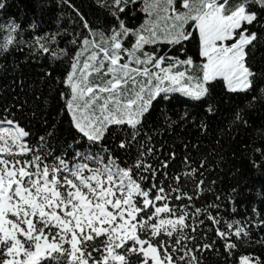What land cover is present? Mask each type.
<instances>
[{
    "label": "snow or ice",
    "instance_id": "obj_1",
    "mask_svg": "<svg viewBox=\"0 0 264 264\" xmlns=\"http://www.w3.org/2000/svg\"><path fill=\"white\" fill-rule=\"evenodd\" d=\"M62 2L79 18L71 33L60 17L47 31L35 19L0 23V54L26 48L34 60L63 61L57 116L68 125L59 129L39 108L22 124L2 109L0 264H264V253L237 256L264 248V235H252L264 231V183L258 207L240 168H228V188L215 172L229 152L232 160L247 153L264 177V128L255 130L259 147L235 139L251 127L250 110L264 107V55L256 56L264 0H95L105 26ZM175 93L182 110L159 108ZM233 96L244 103L218 138L213 130L215 166L207 153L197 163L189 147L199 153V145L181 138L185 155L170 172L177 152L156 132L195 129L199 141Z\"/></svg>",
    "mask_w": 264,
    "mask_h": 264
},
{
    "label": "trees",
    "instance_id": "obj_2",
    "mask_svg": "<svg viewBox=\"0 0 264 264\" xmlns=\"http://www.w3.org/2000/svg\"><path fill=\"white\" fill-rule=\"evenodd\" d=\"M71 5L82 12L93 25L105 26L106 19L105 13L97 8L95 0H69ZM15 17L18 22H21L25 27L33 19H35L39 25L40 31H47L49 28H56V19L60 17L61 26L67 28L69 33L77 30L78 17L69 3H64L62 0H6V7L0 10V23H4L9 18ZM135 23H139L136 20ZM32 33H27L30 36ZM2 36V33H0ZM64 46L63 42L60 45ZM187 47L191 49L192 45L188 44ZM171 55H175L176 52L169 50ZM264 55V47L260 48L256 56L259 58ZM51 71V77H45L44 72ZM65 71V65L63 61L50 62L45 57H37L35 60L29 58L27 49L24 48L23 52L18 49H13L11 53L0 54V116H3V107L10 106L11 113H14L18 119H21L22 124H28L32 111L39 108L41 115L46 114L48 119L55 122L59 129L64 130L67 128V121H60L57 116L59 112V106L62 103L59 99V90L62 87L57 83V77H62ZM219 91V90H217ZM171 104L165 102L161 104L159 108H171L175 110H182L184 105L179 103L182 99L180 94H173ZM47 102V103H45ZM243 97H231L229 100L224 97L223 102L220 104V112L211 118L212 124L209 130L208 136L201 137L197 141L196 136L199 135L195 129L184 131L183 129H177L180 134L178 138L172 132H156V140L163 143L165 140V150L175 148L177 157L169 169L171 172L173 169L179 170L181 161L185 155L184 144L181 142V138L185 142H191V144H198L200 152L189 147V152L192 157L197 158L198 163L199 155L210 154V160L213 166L216 164L217 157L213 154L215 148V139H213V130H215L217 138L219 129L221 127L227 128V121L230 118L231 111L235 105L243 106ZM16 105H21L23 111L18 109ZM158 115V113H157ZM171 115V112H169ZM154 116L152 119H155ZM175 119V116H172ZM152 121L149 120V123ZM249 124L251 127L247 130L242 137H236L235 139H243L245 142H251L255 140V146H260V139H257L255 130L257 128H264V107L256 106L254 110H250ZM160 125H163L162 118L160 119ZM113 131L117 129L113 128ZM159 148V144L156 145ZM241 158L238 160L231 159V152L228 153L229 162L221 164L218 168H215V172L220 173V178L223 180V185H217L218 187H233L235 181L231 178V173L228 168L235 166L241 169L240 183L242 185L247 184L251 189L249 196L252 202L257 203L259 207V199L256 197V191L260 189L261 183H264V177H261L254 169H252L248 163V154H240ZM210 179H216L213 174ZM211 197H207L210 199ZM237 211L240 214H244L243 208L237 206ZM253 239H259L261 235H264V231L254 229ZM255 252L256 254L264 253V248L258 245H253L247 248H241L240 253ZM208 264H217V261L210 258Z\"/></svg>",
    "mask_w": 264,
    "mask_h": 264
},
{
    "label": "rangeland",
    "instance_id": "obj_3",
    "mask_svg": "<svg viewBox=\"0 0 264 264\" xmlns=\"http://www.w3.org/2000/svg\"><path fill=\"white\" fill-rule=\"evenodd\" d=\"M179 94V93H178Z\"/></svg>",
    "mask_w": 264,
    "mask_h": 264
}]
</instances>
